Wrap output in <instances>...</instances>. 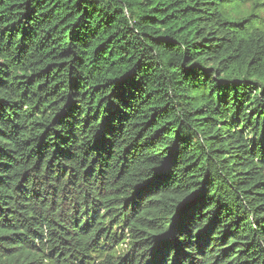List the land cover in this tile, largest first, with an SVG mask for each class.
Wrapping results in <instances>:
<instances>
[{
	"label": "trees",
	"instance_id": "trees-1",
	"mask_svg": "<svg viewBox=\"0 0 264 264\" xmlns=\"http://www.w3.org/2000/svg\"><path fill=\"white\" fill-rule=\"evenodd\" d=\"M263 11L0 0V264H264Z\"/></svg>",
	"mask_w": 264,
	"mask_h": 264
},
{
	"label": "rangeland",
	"instance_id": "rangeland-1",
	"mask_svg": "<svg viewBox=\"0 0 264 264\" xmlns=\"http://www.w3.org/2000/svg\"><path fill=\"white\" fill-rule=\"evenodd\" d=\"M250 6L248 5V6H246L245 8H249ZM262 14V16L264 17V11L261 13Z\"/></svg>",
	"mask_w": 264,
	"mask_h": 264
}]
</instances>
